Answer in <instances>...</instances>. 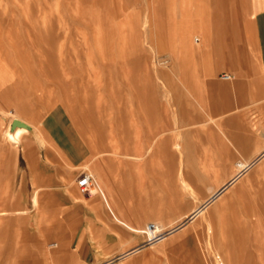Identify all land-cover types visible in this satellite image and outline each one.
<instances>
[{
	"label": "rangeland",
	"instance_id": "1",
	"mask_svg": "<svg viewBox=\"0 0 264 264\" xmlns=\"http://www.w3.org/2000/svg\"><path fill=\"white\" fill-rule=\"evenodd\" d=\"M144 1L148 5L145 6L143 0H45V7L37 9V13L3 14L13 18L14 24L11 23L15 29L0 30L3 43L0 51L19 75L12 78L0 98V115L8 121L2 137L16 141L24 133L31 136L26 129L17 132L18 128L14 132L8 129L11 119H23L33 129L36 144L54 155V159H46L49 165L46 169H74L71 175L61 177L67 186L65 191L74 201H83L87 195H81L76 187V176L81 171L91 175L93 192L94 179L98 176L93 169L134 172V183L129 175L125 176L128 179L125 182L118 180L114 173L113 177L119 182L112 189L123 196L124 201L118 206L121 210L126 203L128 212L123 210L122 216L131 219V211H137V216L146 215L141 216L137 226L142 229L156 221L163 226L174 224L179 216L188 214L195 206L188 195L189 201L179 203L170 187L162 183L168 172L175 180L178 170H184L189 192L205 198L209 188L220 186L241 168L243 160L253 159L256 151L264 146V86L259 83L249 90L237 91L231 85L238 77L232 69L236 63H221L216 80L222 86L216 89V97L207 98L205 107L200 109L187 93L183 80L184 73L192 75L189 72L195 71L198 63L176 61L182 59L179 53L191 54L184 53L181 44L182 32L189 24L178 32L169 30L167 37L166 31L156 26V21H160L156 0L154 14L150 13L151 2ZM160 17L163 20V16ZM174 41L180 52L177 47L169 46L168 43ZM2 72L0 67V86L10 80ZM219 72L230 74L231 80H220ZM164 92L169 99L164 97ZM178 131L179 138L176 137ZM159 135L160 142L153 147L152 155H146L138 163L127 160L126 156L143 155ZM110 148L112 155H105ZM97 153L104 156L94 160ZM151 156L154 158L150 160ZM24 157L29 168L35 169V150L25 146ZM179 162L183 164L181 168ZM85 165L87 168L83 167ZM143 169H149V173L146 175ZM244 170L247 172L238 180L243 184L238 186L241 194H247L241 196L245 201L231 199L235 207L226 202L222 205L225 207L222 216H228L226 219L234 225L232 217L237 210H242L241 204L253 210L252 216L243 215L238 220L241 230L246 226L249 230L244 237L245 247L241 251L234 247L232 254H237V264H257L252 262L250 248L252 235L264 246V161ZM145 181L154 192L150 203L144 200ZM133 185L137 191L136 202L132 201ZM248 198L251 200H246ZM247 201L250 205L244 204ZM81 214L83 212L78 210V226L82 225ZM86 214L93 216L90 208ZM2 220V229H12ZM99 225L108 231L109 237L105 240L109 241L108 251L113 254H106L103 238L90 236L92 254L87 256L93 257L94 262L103 261L107 256L112 258L121 243L120 236L129 240L128 248L146 241L144 235L127 237L122 229L114 225L108 227L97 218L89 223V235ZM69 226V221L62 222L66 232ZM235 234L241 233L229 235L238 243L243 238L240 235L242 239H236ZM62 239L67 241L68 249L74 247L70 236ZM179 239L181 241L164 246L156 244L155 249L172 263L185 259L199 263L197 256L202 251L188 235ZM26 240L29 239L5 237L0 232V264H16L7 259L6 246H12L14 241L21 246ZM142 254L138 253L137 258Z\"/></svg>",
	"mask_w": 264,
	"mask_h": 264
},
{
	"label": "crops",
	"instance_id": "2",
	"mask_svg": "<svg viewBox=\"0 0 264 264\" xmlns=\"http://www.w3.org/2000/svg\"><path fill=\"white\" fill-rule=\"evenodd\" d=\"M149 1L152 8L151 14L156 12L154 3L158 4L159 8L156 13L163 16V20L159 16L160 21H156V26L166 31L167 37L169 30L178 32L185 24H189L188 28H184L182 32L181 44L184 53H191V56L179 53L178 55H181L182 59L176 61L198 63L195 71L189 72L192 75H186L187 71L184 73L183 80L187 93L200 109L205 107L207 98L216 97V89L222 86L216 80V73L221 70V63H236L232 69L238 74V77L231 85L237 91L249 90L259 83L264 86V0H176L173 3H169L167 0ZM143 3L145 6L148 5L147 1L143 0ZM26 7L29 10L22 9ZM40 7H45V0H0V30L15 29L13 18L2 16L3 14L37 13L39 12L37 9ZM0 44L3 43L0 42ZM168 44L177 47L180 52L176 41ZM8 61V58L0 51L2 75L10 79L0 86V98L12 82V78L19 77L16 71L8 65ZM205 63H209V66H205ZM18 119L21 118L18 117ZM7 122L0 115V210L4 209V211H0V232L5 237L29 239L21 246L17 245L18 241H14L12 246H6L9 262L13 261L16 264H212L209 257L206 256L202 241L193 242L195 247L202 251L200 256H197L199 263L187 262L186 259L172 263L166 259L167 257L159 255L155 245L149 246L143 240L137 244V247L128 248L129 240H123L121 236L119 238L121 243L112 258L107 256V258H103V261L94 262L93 257L87 256L92 254L88 237L103 238L102 243H105L107 248L105 249L106 254H113V251H108L110 243L105 240L109 237L108 231L101 229V225H99L98 229L89 235V223L94 222L97 218L108 227L116 226L122 229L124 234L130 237L138 235L129 231L121 223L129 222L131 226L137 227L141 217L134 215L128 220L127 215L122 218L118 214H112L98 195L92 192H88L83 201H74L65 191L67 186L61 181L62 176L71 175L74 169H46L49 167L46 159H54L53 153L36 144L34 138L28 133L22 134L16 141H8L3 138L1 132ZM25 146L32 147L36 152L35 169H30L27 164L24 157ZM111 151V148L109 152L105 151L107 153L105 155H110ZM98 153L94 155V160L103 157ZM153 158L151 156L150 159ZM93 170L102 176L104 185L107 186L109 180V187H115L119 182L113 177L114 173H117V179L121 181L126 180L125 176L127 175L130 176L133 183L136 178L129 169ZM143 170L146 175L149 173V169ZM34 189V192L38 191L39 210L32 206L31 194ZM131 191L132 201L136 202L138 197L134 185L131 186ZM145 193L144 200L146 203H150L154 192L146 181ZM162 200H165L164 196H162ZM86 203L88 205L98 204L96 209H92V217L86 214L89 209ZM78 210L83 212L80 219L82 225L80 226L77 225ZM210 212L216 213L215 210ZM68 213L70 217L67 218ZM170 215L172 216V211ZM1 220L12 229H2ZM63 221L70 222L69 232L63 229ZM15 226L18 228L14 229ZM68 236L75 244L73 248L69 249L66 247L67 241L62 239V237ZM57 239L58 243H54V240ZM167 243L168 241H164L161 245L164 246ZM251 246L252 262L264 264V246H260L254 235L251 236ZM137 249H141L138 253L143 252L141 257L137 258L138 253H135L123 261H117L121 254H127ZM238 251L241 250L238 248ZM164 253L167 254L166 251ZM137 259L140 260L137 261ZM234 262L229 264H237V254H235Z\"/></svg>",
	"mask_w": 264,
	"mask_h": 264
},
{
	"label": "bare ground",
	"instance_id": "3",
	"mask_svg": "<svg viewBox=\"0 0 264 264\" xmlns=\"http://www.w3.org/2000/svg\"><path fill=\"white\" fill-rule=\"evenodd\" d=\"M195 40H197V39H195ZM164 93L166 94L164 97L166 99L168 97V99H169V96H167L168 93L167 92H164ZM225 117H228V115H226ZM18 120L27 124L23 119H18ZM211 123L213 124V122H211ZM176 127L177 126H175V129L178 130ZM16 128H18V129L15 131ZM19 129H25V128L15 127L12 132H14V131L17 132V131H19ZM176 130H174V131H176ZM257 134H259V131L257 132ZM160 136L161 135L154 138L153 142L151 143V145H149V147L146 149V151L143 155L137 154L135 156H126L127 160L128 161L131 160L134 163H138V162L143 161L144 157L146 155H150L152 153L153 147L160 142V138H161ZM179 136H180V133L178 131L176 133V137L179 138ZM104 153L99 154V156H104ZM263 161H264V146H261L256 151V153L254 154L253 159L243 160L241 168L236 169L237 172L235 174L232 173V175L227 180H225L220 186H218L216 188H209L208 195L205 198L198 197L197 193H194V192L190 193L189 192L191 189H190L188 183L185 181V175L186 174H185L184 170H181V169L178 170L175 180L172 179L171 173L168 172V175H166L165 178H163L162 183H164L165 185H168L170 187V189L173 191L174 197L177 198V201L179 203H181L182 201L188 200V198L186 197L188 195L189 198L191 199V202H193L195 204L193 209H191V211L188 214L179 216L175 220V222H173L174 224H170L169 226H163L156 220H155L156 222L147 224L144 229L139 228V227H135V226H131L128 222L129 219L127 220L128 223H126L124 221L121 224L124 225V227H126L129 231H131L132 233H134L138 236L144 235L146 237V243L149 246H153V245H156L159 243L163 244L164 241L165 242L168 241V242L173 243V241L180 240L179 238H182V237L185 238L188 235V238L191 239L192 242H194V243H198L200 241L203 242V245H204V248L206 251V256L209 257V259H210L209 261L212 264H229L231 262L235 263L234 262L235 255L232 254V249H234V247L236 250H238V248H239V250H242L244 248V246H245V238L244 237H245L246 231L249 230V228H247V226L245 224H244L246 226L245 229L241 230L240 229L241 227L239 228V225H237L240 223V222H238V220L243 215L245 217L246 216H252L253 215L252 213H254V212L252 209L249 210L248 208H246V206L244 207V205L241 204L242 210H240V211L237 210V214L232 217V220L235 221V224L230 225V222H228L229 220L226 219V218H228V216L226 218H224V214L222 216V212L225 208L224 206H223L224 207L223 208L222 205H225V203L228 202V203H226L227 205L229 204L231 206V204H232V206H233L234 201L236 202V200L239 201V199L240 200L242 199L241 196L243 194H241L242 191L241 192L239 191L240 190L239 184H241V183L243 184V181L238 183L240 176L244 172H247V170H244V169L252 167L256 164H260ZM182 165L183 164L181 162H179L178 166L180 168ZM83 167L87 168L86 165ZM260 167H262V166H260ZM254 173H255V171H254ZM104 174H106V173L104 172ZM141 179L142 178H140V180ZM102 180H103V178L100 174H98L97 178L94 179V189L93 190H94L95 194H97L98 197L100 198V200L104 203V205L108 209L111 210L112 214H118V215L122 216L123 210H127L126 209V203H123V206H122L123 208L125 207V209L121 210V208L118 207L119 204L121 203V201H124L123 196L121 195V193L118 194L116 191H114L112 189V187L108 186L109 180L107 181L108 187L103 184ZM140 180H139V182H140ZM126 181L128 182V179H126L125 182ZM246 181H247V179H246ZM89 191L93 192V191H91V185L89 186ZM188 192H189V194H188ZM244 195H247V194H244ZM114 196H116V199ZM235 198H236V200H234ZM231 199H233L234 201H232ZM246 200H251V198L250 199L248 198ZM231 201H232V203H231ZM241 201L244 202L245 198L243 197V200H241ZM249 202L250 201H247L244 204L246 205V203H248L250 205ZM86 205H88V204L86 203ZM32 206L36 209L39 208L38 191L34 192V194H33ZM97 207H98V204H96V203L88 205V208H90V210H92L94 208L96 209ZM233 207H235V206H233ZM219 208H221L220 209L221 211L219 210ZM212 210H215L216 213L215 212L211 213L210 211H212ZM126 212H128V210ZM234 212L235 211H233L232 213H234ZM133 213L136 215L137 211H134V212L131 211L129 214V218H130L131 214L134 216ZM232 213H231V215H232ZM142 215H143V213H142ZM142 215H138V216L141 217ZM123 216H125V215H123ZM123 216H122V218H123ZM143 216H146V215L144 214ZM114 218H116V217H114ZM122 218H121V220H122ZM247 219H248V217H247ZM136 220L137 219L135 218V221ZM232 220H230L231 223H233ZM244 225H241V226H244ZM234 233H237V234L241 233L240 235L243 238V239L240 238L239 234H238L239 236H236V234H235V236L238 237L236 239H239V238L242 239L240 241L238 240V243H237V240H234V241H236L237 244L232 243L233 240H231V239L234 237H232V238L230 237V235H232V234L234 235ZM140 250L137 249L133 252L130 251L131 253L129 252L127 254H124V253L121 255L119 254L120 256L117 259V261L118 262L123 261L124 259L128 258L129 256H131L135 253H138ZM105 258H107V257H105ZM205 260H206V258H205Z\"/></svg>",
	"mask_w": 264,
	"mask_h": 264
},
{
	"label": "built area",
	"instance_id": "4",
	"mask_svg": "<svg viewBox=\"0 0 264 264\" xmlns=\"http://www.w3.org/2000/svg\"><path fill=\"white\" fill-rule=\"evenodd\" d=\"M219 79L223 81H229L231 79V75L228 73L219 74ZM92 185V177L90 174L82 171L77 176L76 187L78 192L81 195H86L89 191V186Z\"/></svg>",
	"mask_w": 264,
	"mask_h": 264
},
{
	"label": "water",
	"instance_id": "5",
	"mask_svg": "<svg viewBox=\"0 0 264 264\" xmlns=\"http://www.w3.org/2000/svg\"><path fill=\"white\" fill-rule=\"evenodd\" d=\"M15 127H23V128H25L27 130V132H29L31 134V136L33 138L35 137L34 136V131H33V129L29 125L23 123L22 121H19L18 119H14L13 118L9 122L8 129H9L10 132H12ZM34 140H35V138H34Z\"/></svg>",
	"mask_w": 264,
	"mask_h": 264
}]
</instances>
